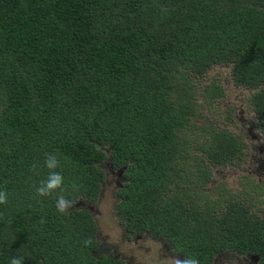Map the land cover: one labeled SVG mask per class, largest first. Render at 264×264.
<instances>
[{
	"label": "trees",
	"instance_id": "16d2710c",
	"mask_svg": "<svg viewBox=\"0 0 264 264\" xmlns=\"http://www.w3.org/2000/svg\"><path fill=\"white\" fill-rule=\"evenodd\" d=\"M213 65L255 90L264 131V0H0V264H121L94 255L83 208L99 197L106 160L120 170L115 212L127 232L199 264L226 253L264 264V222L192 189L178 168L187 143L177 134L193 112L171 97V80ZM204 129L213 134L201 162L230 165L239 138ZM46 153L57 154L64 182L39 197ZM60 195L82 204L60 214Z\"/></svg>",
	"mask_w": 264,
	"mask_h": 264
},
{
	"label": "rangeland",
	"instance_id": "374dc122",
	"mask_svg": "<svg viewBox=\"0 0 264 264\" xmlns=\"http://www.w3.org/2000/svg\"><path fill=\"white\" fill-rule=\"evenodd\" d=\"M188 76L186 81L171 80L174 84L171 97L187 103L193 112L185 129L177 134L181 144L187 143L183 151L186 156L177 159L179 170L186 169L191 175L188 182L192 189L211 200L216 197L231 199L264 222V131L249 103L255 90L235 86L229 65H213L202 74L188 73ZM185 82H188L187 86ZM212 88H217L219 96L213 95ZM208 127L226 130L239 138L243 148L230 165L201 162L202 149L213 134L204 129ZM199 167L204 171L195 175ZM102 169L104 179L99 197L87 205L96 227L94 255H110L121 264H174V258L178 256L162 239L124 229V223L115 212V193L122 183L120 170L112 171L108 160L103 162ZM211 264L260 263L246 256L226 253L216 256Z\"/></svg>",
	"mask_w": 264,
	"mask_h": 264
},
{
	"label": "clouds",
	"instance_id": "9594fccd",
	"mask_svg": "<svg viewBox=\"0 0 264 264\" xmlns=\"http://www.w3.org/2000/svg\"><path fill=\"white\" fill-rule=\"evenodd\" d=\"M37 166L33 165V170ZM44 167L48 170V175L45 180H42L38 186H35L36 195L39 197H46L51 195L57 189H60L64 182V177L58 171L60 167V160L56 153H46L44 159ZM8 193L6 191H0V204L7 203ZM75 206V202L66 199L63 195L57 197L55 208L58 213L64 214ZM91 241H86L88 244ZM9 264H24L23 256H13L10 258ZM174 264H199L195 258H174Z\"/></svg>",
	"mask_w": 264,
	"mask_h": 264
},
{
	"label": "water",
	"instance_id": "95a60500",
	"mask_svg": "<svg viewBox=\"0 0 264 264\" xmlns=\"http://www.w3.org/2000/svg\"><path fill=\"white\" fill-rule=\"evenodd\" d=\"M80 206H81V203H76L75 204V207H80ZM251 259L257 261V257L251 256Z\"/></svg>",
	"mask_w": 264,
	"mask_h": 264
},
{
	"label": "flooded vegetation",
	"instance_id": "af4514ba",
	"mask_svg": "<svg viewBox=\"0 0 264 264\" xmlns=\"http://www.w3.org/2000/svg\"><path fill=\"white\" fill-rule=\"evenodd\" d=\"M90 205V204H89ZM87 206V205H86ZM86 206H84V207H86ZM86 209H88V206H87V208ZM89 210V209H88ZM250 260H253V259H251V257H248ZM257 263H258V261H256Z\"/></svg>",
	"mask_w": 264,
	"mask_h": 264
}]
</instances>
